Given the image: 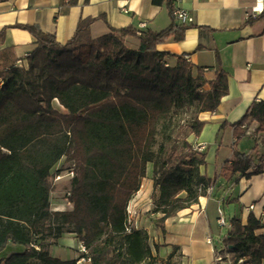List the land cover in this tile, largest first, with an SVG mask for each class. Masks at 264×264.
Wrapping results in <instances>:
<instances>
[{
    "label": "trees",
    "instance_id": "16d2710c",
    "mask_svg": "<svg viewBox=\"0 0 264 264\" xmlns=\"http://www.w3.org/2000/svg\"><path fill=\"white\" fill-rule=\"evenodd\" d=\"M153 2H166L172 18L160 32L112 29L93 38V20H81L61 44L37 26H15L35 37L36 48L23 67L0 69V264H154L149 233L129 213L149 165L151 214L161 216L155 224L163 233L166 220L198 204L220 179L264 173V155L241 153L212 179L202 172L207 155L191 137L206 125L200 115L215 113L228 95V73L220 67L208 81L202 70L193 75L184 56L159 51L170 39L183 41L187 28L175 23L172 0ZM127 37L139 39V48ZM250 126L264 144V101L232 125L237 142ZM63 159L74 170L73 209L54 211L52 172ZM231 224L223 238L231 264H264V220L252 213L247 224ZM65 234L84 244L81 258L50 254Z\"/></svg>",
    "mask_w": 264,
    "mask_h": 264
},
{
    "label": "crops",
    "instance_id": "0c3cea01",
    "mask_svg": "<svg viewBox=\"0 0 264 264\" xmlns=\"http://www.w3.org/2000/svg\"><path fill=\"white\" fill-rule=\"evenodd\" d=\"M175 5L190 17L185 25V38L180 42L170 39L159 45L158 50L176 56L188 55L193 75L202 70L208 81L215 80L220 67L228 73V95L215 113L200 115L206 125L199 138L191 137L194 145L206 153L207 166L202 172L212 179L237 153L254 154L257 160L264 155V144L261 135L255 134V126H250L238 142L232 127L254 101H264V13L249 17L254 0H178ZM81 20H93L90 26L93 38L106 35L112 29L160 32L172 23L167 3L160 5L153 0H79L72 7L62 6L61 0H0V33L5 31V41L0 46V69L20 60L25 62L36 48L35 37L15 28L16 25L37 26L65 44L74 37ZM126 43L133 49L140 46V40L134 37H127ZM175 64L173 61L172 65ZM150 166L145 185L142 182L140 191L130 202L133 207L153 196ZM251 205H255L254 212L248 209ZM263 206L264 173L249 180L238 176L229 181L220 179L207 195L200 197L198 204L166 220L165 233L156 227L155 221H139L137 210H133L132 219L139 229L147 230L150 237L154 235L159 256L167 259L166 263L218 264L212 247L206 242L212 236L217 246L216 238L222 235L217 222L218 208H223L228 220L238 218L245 225L252 213L259 219ZM78 242L74 234H65L50 246L49 252L62 260L77 259L70 253ZM20 250L18 246L10 248L11 252Z\"/></svg>",
    "mask_w": 264,
    "mask_h": 264
},
{
    "label": "rangeland",
    "instance_id": "374dc122",
    "mask_svg": "<svg viewBox=\"0 0 264 264\" xmlns=\"http://www.w3.org/2000/svg\"><path fill=\"white\" fill-rule=\"evenodd\" d=\"M25 64V62H24ZM70 166V163L66 162L65 159H63L62 161H60L57 165H56V168L54 169H59L61 172L62 171V175L65 176L64 179H62L61 181H58V182H54V178L51 179V182H52V193H51V202H52V209L54 211H68V210H71V208L73 209V205L70 204L67 200V193L70 192L71 193V190H72V181L71 179L66 175L67 174V170ZM151 167L150 166V171H149V176L152 175V171H151ZM53 176H54V171H53ZM146 181L144 180L143 181V185H145ZM214 185L212 186V189H213ZM72 205V206H71ZM130 204H129V213H130V217H131V220L133 222V224L137 227V223L136 221H134L132 218H133V215H134V211L133 210H137V212L139 213V221L141 220H144V222H147L149 223V221L151 220L152 222H156V219H153L152 216H154L153 214H151L154 206H153V196L149 195L148 198H146L145 201H139V203L137 204L136 207H133L131 206L130 208ZM149 209V211H148ZM255 211V210H254ZM252 211V212H254ZM137 220V219H136ZM228 228H224L222 229V235H219L217 236L216 238V244L218 247H223L224 246V242H223V238H224V235L228 232ZM79 244V242H78ZM78 244H77V247L74 251H71V256L74 257V256H77V259H79V257L81 256L82 257V253H80L78 251ZM150 244L152 246V249H153V253L155 252L156 253V261L154 262V264H169V263H166L168 262L167 259H162L160 256H159V250L158 252H156L155 250V247H156V244L154 243V235H151L150 237ZM80 257V258H81ZM81 261V260H80ZM81 264H90V262L88 260H84L82 261Z\"/></svg>",
    "mask_w": 264,
    "mask_h": 264
},
{
    "label": "built area",
    "instance_id": "2783aa9c",
    "mask_svg": "<svg viewBox=\"0 0 264 264\" xmlns=\"http://www.w3.org/2000/svg\"><path fill=\"white\" fill-rule=\"evenodd\" d=\"M176 1H178V0H172V7L174 9V11H173L174 20L180 26H185L190 20L189 14L184 9H181V8L177 7L175 5ZM263 13H264V0H254V5H253V7L250 10L249 17L261 15ZM141 29H143V26H141ZM137 34L141 35L142 31L141 30H137ZM184 58L188 62H190V57L188 55H185ZM16 65L18 67H23L25 64H24L23 61L20 60V61H18L16 63ZM201 150H203V149L201 148ZM54 168H56V166ZM53 171H54V176H52V179L54 178V182L61 181L62 179L65 178V176L62 175V171L63 170H61V172H59L60 171L59 169H54ZM52 175H53V172H52ZM66 175L71 179V181L73 180V178H74V170H73L72 165L69 166ZM209 190H212V187ZM70 195H71V193L68 192L67 193V200H68L69 203H70V201H69ZM248 209L250 211H254L255 210V205L249 206ZM259 219H263L264 220V206H263V210H262L261 214L259 215ZM217 222H218V225H219V227L221 229L228 228V230H230L231 227H232L231 221L227 219V217L225 215V212H224L222 207L218 208V220H217ZM206 242L212 247L213 253L215 255V261L218 264H231V258L229 256V254L227 253V248L225 247V245L223 247H219L218 248L215 245L214 239H213L212 236H208L207 239H206ZM78 247H79L78 251L80 253H85L86 252L85 246H84V244L82 242H79ZM82 261H84V259H81L80 264L82 263Z\"/></svg>",
    "mask_w": 264,
    "mask_h": 264
}]
</instances>
